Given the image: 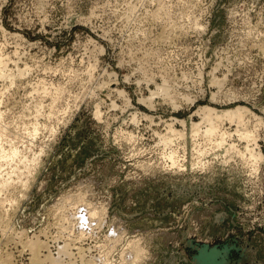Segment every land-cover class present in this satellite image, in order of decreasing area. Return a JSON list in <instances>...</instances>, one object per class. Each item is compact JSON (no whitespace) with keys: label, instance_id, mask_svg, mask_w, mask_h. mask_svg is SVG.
<instances>
[{"label":"rangeland","instance_id":"obj_1","mask_svg":"<svg viewBox=\"0 0 264 264\" xmlns=\"http://www.w3.org/2000/svg\"><path fill=\"white\" fill-rule=\"evenodd\" d=\"M0 55V264H264V0H0Z\"/></svg>","mask_w":264,"mask_h":264},{"label":"bare ground","instance_id":"obj_2","mask_svg":"<svg viewBox=\"0 0 264 264\" xmlns=\"http://www.w3.org/2000/svg\"><path fill=\"white\" fill-rule=\"evenodd\" d=\"M1 56V55H0ZM6 60V58H5ZM2 56L0 57V77H4L7 75L8 71L10 70H6V61H5ZM4 64V65H3ZM1 66L3 68H1ZM17 66V65H16ZM17 70V69H16ZM19 70V69H18ZM18 75L19 76H22L25 72L23 71H18ZM25 75V74H24ZM8 76V75H7ZM6 76V78H7ZM17 76L16 75H9L8 78H10L13 82V80H15ZM165 85V83H164ZM107 88V87H106ZM109 90H113L112 87H108ZM107 88V89H108ZM166 88V87H165ZM163 90L162 93H164L166 96H169V93H167V91ZM168 90V89H167ZM162 91V89H161ZM104 92V91H103ZM101 93V92H100ZM99 93V94H100ZM120 93H123V92H120ZM155 95V94H153ZM104 96V94H103ZM154 97V96H153ZM170 97V96H169ZM109 100V99H108ZM151 102L152 101V98L149 99L147 102ZM151 104V103H149ZM100 112V111H99ZM250 113L249 111H247L246 109H243V108H238L236 110H229V111H224V112H219V111H216V110H213L211 108L209 109H204L201 111V116H202V121H203V124L206 125L205 129L203 130L202 128V124H195V126H193L192 128V137H196L198 135V138H199V135L202 134L204 135L206 138V140L210 143V142H214V148H218L221 152V155L224 156V161H230L231 158H234L236 159L235 157H239L241 159H245L244 161H248V157L250 156V159L253 160L254 162H256L257 164L259 163L260 160H262V156L261 154L259 153H256L254 149H250L248 148L249 150V153L247 152V150L245 152H241L235 145H233L232 143H228L227 141V138L229 137V135L232 137V135L229 133L228 135V132L227 130H224L223 129V125H224V122L225 121H230L232 122V124H236L238 127V132L240 133L241 137L243 140L247 141L248 143H253L254 140H256V136H252L251 132H247V130H245V132L243 130H241V128H245V124L248 123L245 119V116ZM99 113H97V116H98ZM173 125V124H172ZM170 125V126H172ZM168 128H169V125H168ZM240 129V130H239ZM246 129V128H245ZM168 131H170L172 133V136L174 137L173 139H175V137H180L183 136L184 137V133L183 132H176L174 130H171L170 128L168 129ZM237 132V131H236ZM167 133V132H166ZM170 134V133H169ZM168 134V135H169ZM171 135V134H170ZM255 135V134H254ZM201 136V135H200ZM166 137V136H165ZM230 137V139H231ZM255 137V138H254ZM164 137H162L163 139ZM239 138V139H240ZM161 139V140H162ZM172 137L170 136H167L165 138V142H169L171 143L173 141ZM197 139V138H196ZM164 142V141H163ZM164 142V143H165ZM194 142V141H193ZM246 142V143H247ZM256 142V141H254ZM212 144V143H211ZM254 144V143H253ZM251 145V144H250ZM248 147V146H247ZM213 148V147H212ZM211 148V149H212ZM214 150V149H212ZM206 152V151H205ZM205 152L203 154H205ZM247 154L249 155L248 157H246L244 154ZM201 153V151H200ZM201 153V154H202ZM207 153V152H206ZM200 154V156H201ZM220 154V153H219ZM15 155V152L12 154V156ZM203 156V155H202ZM235 161V160H234ZM252 161V162H253ZM251 162V161H250ZM176 163V162H173V164ZM172 164V165H173ZM175 165V164H174ZM173 165V166H174ZM177 165V164H176ZM176 167V166H175ZM179 168V167H177ZM180 169V168H179ZM96 215V214H95ZM39 242V241H38ZM37 242V243H38ZM36 242L35 243H27V247L29 248V251L31 253V257L32 258V261L37 263V264H63L61 258H53L49 255V252H48V245L45 246V244H41L40 242L37 244ZM138 245V244H137ZM133 246V245H132ZM26 249V248H25ZM62 249L59 253H58V257L60 256H68L69 253V249L67 248H60ZM80 249V248H79ZM133 249V247H132ZM135 250H138V248L136 247ZM134 251V254L136 253ZM48 252V253H47ZM83 252V250H82ZM81 251L78 252L77 254L80 255L82 253ZM80 253V254H79ZM84 253V252H83ZM140 254V251H137V253L135 255H137V258ZM60 255V256H59ZM83 256V255H82ZM80 257V256H79ZM3 262V261H2ZM91 263V261L89 262ZM4 264H11L9 261H5Z\"/></svg>","mask_w":264,"mask_h":264}]
</instances>
